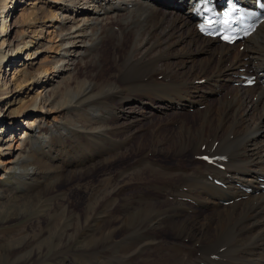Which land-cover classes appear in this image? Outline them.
<instances>
[{"label":"bare ground","instance_id":"6f19581e","mask_svg":"<svg viewBox=\"0 0 264 264\" xmlns=\"http://www.w3.org/2000/svg\"><path fill=\"white\" fill-rule=\"evenodd\" d=\"M40 2L0 0V93L8 78L0 100V207H7L0 220L4 225L43 208L48 235L27 255L36 252L33 264H111L101 258H60L63 250L43 254L48 244L70 238L115 246L112 264H264V191L258 179L264 176V94L260 84L236 85L242 68L264 71V21L239 51L237 43L199 35L188 0H47L49 9ZM47 27L52 30L44 37ZM108 41L116 54V77L101 80L106 62L101 51ZM129 41L126 64L120 65L118 51ZM87 49L96 52L97 72L80 80L76 71ZM43 51L55 55L40 61ZM222 89L224 94H217ZM199 106L202 110L191 114L195 129L188 123L166 128L164 135L155 129L148 141L139 136L136 148L132 134H124L145 128L155 109L185 115ZM85 111L94 118L87 122ZM19 115L27 119L21 123ZM70 115L78 121L86 116V123L72 119L60 128L59 119ZM80 141L88 147L71 156ZM134 149L140 153L137 174L160 179L149 183V191L139 196L105 190L83 217L73 206L58 203L72 177L113 165ZM207 152L224 154L225 170L196 160ZM157 154L177 163L162 162ZM75 160L89 166L70 172ZM208 173L223 178L226 187L215 185ZM33 195L34 203L23 202ZM116 199L124 206L118 207ZM161 229L171 238H159ZM4 248L0 264H9L17 252Z\"/></svg>","mask_w":264,"mask_h":264},{"label":"rangeland","instance_id":"374dc122","mask_svg":"<svg viewBox=\"0 0 264 264\" xmlns=\"http://www.w3.org/2000/svg\"><path fill=\"white\" fill-rule=\"evenodd\" d=\"M40 1L41 2L39 4V6L43 5L47 9H49L51 7L50 4L44 3L47 0H40ZM130 8H132V7L130 6ZM28 10L29 9L26 8L24 12L29 13ZM182 11H183V13H185L187 10H185V8H183ZM115 28H116V30H118L117 26H115ZM48 29L52 30V28L47 27L45 29L44 34H43L44 37L48 36L46 34V31ZM47 39H48V37H47ZM43 43H44V41L41 40L40 45ZM130 44H131L130 41H129V43H125L123 49H121L122 51L121 50L118 51V54H119L118 57L119 58L117 57L118 58L117 63H120V65L125 66V64H126L125 61L123 60L124 55H125L124 53L127 52ZM111 46H112L111 43L108 41V43H106L105 48L101 51V53L104 54V56L106 57V62H104L105 70H104V72H101L102 75L100 74L101 77H103V78L102 79L99 78L101 80H103L105 78L116 77L115 73H116L117 64H114V62H113V56L116 54L113 52V49ZM87 47L91 48L92 45L89 44L86 46V48ZM83 48H85V46H83ZM87 51H88V54L83 57L82 62L79 63V67L76 71V76H78L77 78H79L80 80L87 79V78L90 79V77L92 75L96 74V72H97V68L95 67V64H96L95 62H96V60H98V59H96L97 58L96 52L94 51V49H91V50L87 49ZM119 52H121V53H119ZM40 55H41L40 61H44V60H50L51 59L50 57H53L55 54L52 52L50 53L48 51H43ZM37 63H38V60H37ZM129 65L130 64H128L127 67ZM6 68L2 72L3 78L6 75L5 74ZM8 68H10V67H8ZM11 76H12V74H10V79H11ZM42 77L43 76L41 75L40 78H42ZM158 78H160V76ZM12 79H13V77H12ZM5 80L6 81H3V83L5 82V84H3V86H1L2 90L0 93V100L2 99V95L6 94L7 89H8L7 85H6L8 78H5ZM72 84L75 85V83H72ZM15 86H17V84ZM15 86H13V88ZM223 89H222V91L218 92L217 94L223 95L224 94ZM208 91H206V92H208ZM225 93H226V91H225ZM209 97H214V96L210 95ZM227 97H228V99H231L230 98L231 96L230 97L227 96ZM93 105H95V104H93ZM203 106H201V107L203 108ZM201 107L199 106V108L197 107L196 109H194L192 107V109H189L188 113L187 114L185 113V115L181 114L180 111L177 112V115L175 114V112H173V113L170 112L169 114L165 115V114H163L162 111L155 109L154 111L156 114L152 118L145 120V122L143 124L144 126H142L145 128H143L141 130H137V132H136V129H133L130 131L125 129L126 132L124 134H126V133H127V135L132 134L131 138L134 137L137 140V141L135 139L133 140V142H134L133 146L137 147L139 145V142H140L139 136L144 135V138L146 139V141H148L151 137L153 130H155V129L156 130L162 129L161 133H163V135L165 134V132H167L164 129H166V128L169 129L170 127L171 128L178 127L182 123H188L189 125L193 126L192 127L193 129H195L196 123L193 121L191 114L192 113L194 114V111L195 112L198 110L201 111L202 110ZM93 108H95V107L93 106L92 109ZM82 109H84V107ZM169 110L170 109H166V111H169ZM85 112L87 114V119L85 116V118L82 121H78L75 118H72V117H74L72 115H70L69 118H68V116L67 117L64 116L63 119H61V120L59 119V122H60L59 127L60 128L63 127V125H66L67 122L72 121V119L77 121L76 124L82 125V124L86 123V122H84L85 119L87 121L90 118H94L92 112H87V111H85ZM181 115L182 116L184 115V116L182 117ZM26 119H27L26 117H23L21 115H19V117H18V120L21 123H22V121H24ZM172 121L173 122L175 121V122L173 123ZM148 122H152V124H151V126H148L146 128V125L148 124ZM168 133H169V131H168ZM224 139H226V137ZM83 141H80L82 143L79 142V144H81V145H79L77 142L74 144L75 145L74 146L75 151L72 148L71 156H78V154H76V153H79L80 150L88 147V145H89L88 142L87 141L83 142ZM81 147H83V148H81ZM148 147L149 146L144 147L145 148L144 150H146V148L148 150ZM191 148L192 147H190L189 149H191ZM202 148H204V145H202ZM189 149L187 150V154H191V152H192ZM202 150L204 152V149H201V151ZM73 151H74V153H73ZM193 154L188 155V158L192 159ZM139 156H140V153L136 154L135 149H134L132 151V153L126 159L121 160V161H119L113 165L111 164L108 167L102 168V169H100V168L95 169V170L91 171L88 175L87 174H82V175L78 174L77 176L72 177L71 181L68 184H65L62 186L60 194H63V195L65 194V196L60 197L58 203H60L62 205L73 206L72 209H74L76 211L78 210L77 213L81 214V216L83 217V215L85 214L87 205L92 203L93 201H95L97 195H99V194L101 195V193L105 190H120L124 193L132 192L130 194H138L139 196H141V194H140L141 192H145V191L147 192L150 190L148 188V186L150 185L149 183H152L153 181L158 182L160 179H153V177H151V174H149L148 172H144L142 174H137L138 166L141 165V164H136L137 163L136 161L139 159ZM155 158L159 159L162 162L165 161V163H169V164H171V163L176 164L177 163V162H175L176 161L175 158L172 156L169 157V159H168V158L164 157L163 154H157ZM188 158L184 159L185 163L187 165L189 164V161H190ZM76 163L78 164V163H80V161L75 160L72 162L73 165H76V166H74L76 168L73 169V166H71V168L69 169L70 172L71 171L84 170V169H86L87 166H89V165L85 166L83 164L77 165ZM130 168H132V169H130ZM47 179L50 180L51 178L48 177ZM46 183H48V181ZM22 192H25V190H23ZM65 197L66 198L68 197V198L66 199ZM10 200L11 201L13 200L12 202H14L15 199L11 198ZM23 200H24L23 202H25V203H27V202L31 203L34 200H36V197L34 195L33 196H27ZM116 203H117L118 207H123L125 204L124 200H122V199H116ZM108 205H109V203L106 204L105 207H107ZM42 210H43V208H39V210H35V211H28L26 214H22V215L18 216L19 218H16V220L10 221L9 223H5L4 225H3V222H5V221L0 220V254L2 255V252L5 249L4 248L5 245H10L11 248L15 249V251L17 252L16 254H14L10 257V260H9L10 262L8 261L9 264H33L34 263V258H32V256H34L36 252H34L31 255V257H29V258L27 255L29 253H31L32 250L36 251V249L39 247V244H41L44 241L43 239L45 237H47V235H48V225L44 219V215L41 214ZM6 211H7V207H4V208L0 207V218L2 217V215ZM101 211L103 213L107 212L105 210H101ZM199 211L201 212V214H205V215H207L206 213H209V210L208 211L203 210L202 208H199ZM107 214L110 215L111 212L110 213L107 212ZM112 214H114V213H112ZM205 215L200 216V214H198V216H200V217H204ZM156 234L162 240L167 239L166 234H168V236L170 237L169 233L165 232V230H162V229L158 230ZM155 239H156L155 236L152 235L151 240H155ZM103 241L104 240H93L92 241L91 238L88 240H84V241L83 240L73 241L72 238H70L69 240H66L64 243H58V244L57 243H55V244L50 243L42 251H43V254H45V255H51V254L53 255V254H55V252L58 253L61 250H63L59 254L60 258L63 257V258L69 259L70 257H72L73 260H76V261L81 260L80 259L81 257H82V259H89L90 257H92V258H90V260L101 258L103 261H105V263H111L112 264V259H113L112 256L116 255L117 248L115 246H113L107 242H103ZM83 242H85V243L83 244ZM66 248H70V249H66ZM76 252H78V253H76ZM73 253L77 254V255H74ZM65 254H67L68 256ZM103 254H105V255H103ZM97 255H99V256H97ZM104 257H106L107 259ZM25 259L28 261H25ZM49 263L51 264V262H49ZM2 264H5V261Z\"/></svg>","mask_w":264,"mask_h":264},{"label":"snow or ice","instance_id":"6c2138e0","mask_svg":"<svg viewBox=\"0 0 264 264\" xmlns=\"http://www.w3.org/2000/svg\"><path fill=\"white\" fill-rule=\"evenodd\" d=\"M225 22H227V21H225ZM224 39H228V37L225 36ZM203 159L208 160L209 158L207 156H205V157H203Z\"/></svg>","mask_w":264,"mask_h":264}]
</instances>
